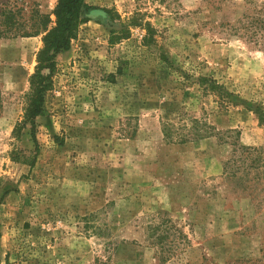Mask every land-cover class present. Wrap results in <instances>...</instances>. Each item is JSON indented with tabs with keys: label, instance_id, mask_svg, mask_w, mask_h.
I'll return each mask as SVG.
<instances>
[{
	"label": "rangeland",
	"instance_id": "obj_1",
	"mask_svg": "<svg viewBox=\"0 0 264 264\" xmlns=\"http://www.w3.org/2000/svg\"><path fill=\"white\" fill-rule=\"evenodd\" d=\"M262 2L86 0L34 127L43 36L0 37V264H264Z\"/></svg>",
	"mask_w": 264,
	"mask_h": 264
},
{
	"label": "trees",
	"instance_id": "obj_2",
	"mask_svg": "<svg viewBox=\"0 0 264 264\" xmlns=\"http://www.w3.org/2000/svg\"><path fill=\"white\" fill-rule=\"evenodd\" d=\"M250 4L255 6L253 3ZM251 9L252 13L246 14V20L240 21L239 30H244V36H247L249 42L264 51V2ZM88 11H90V7L86 4V0H59L52 14L55 17L54 21L49 15L36 13L37 18H34V21L39 18L40 24L34 23V27L39 25L34 33H28L25 31L26 29H22L23 25L17 18L20 15L19 11H2V23L5 28L1 31L0 37L9 35L10 37H29L33 34L43 36V47L38 53V66L30 79V92L27 95L23 125L30 124L34 127L36 118L43 114L44 94L52 88L57 72L56 58L60 53L68 51L72 42L77 39L79 27L89 21L86 16ZM52 24L54 25L52 26ZM263 118L264 116L259 115L261 122H263ZM211 136V133H206L198 135L193 140ZM191 140L189 139V141ZM186 141L183 139L181 142Z\"/></svg>",
	"mask_w": 264,
	"mask_h": 264
}]
</instances>
